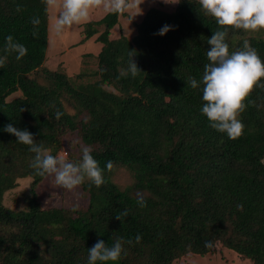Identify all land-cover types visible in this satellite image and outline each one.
Wrapping results in <instances>:
<instances>
[{
  "label": "trees",
  "instance_id": "trees-1",
  "mask_svg": "<svg viewBox=\"0 0 264 264\" xmlns=\"http://www.w3.org/2000/svg\"><path fill=\"white\" fill-rule=\"evenodd\" d=\"M49 13L44 0H0V56L7 55L8 35L28 49L20 60L7 55L0 68V264H87L97 240L111 246L116 237L133 244L123 245L126 254L118 261L97 264H177L224 255L225 249L264 264V89L249 97L255 104L240 116L244 134L233 140L202 114L203 85L193 89L187 83L202 80L211 48L207 41L222 30L215 19L204 15L198 0H179L172 13L151 7L132 41L109 38L117 13L86 23L87 38L105 25L97 38L103 44L102 81H114L119 95L99 82H74V77L90 78L86 73L71 77L44 66ZM33 18L39 21L38 37L32 34ZM165 25L167 33L158 35ZM244 39L264 59V37H247L242 30L228 32L230 52L241 49ZM129 51L142 70L135 79L120 74ZM40 68L46 72L43 84L29 77ZM16 92L21 95L9 100ZM57 111L64 113L60 119ZM9 123L33 133L54 156L66 150L72 162L81 156L72 142L88 146L105 183L96 187L86 179L78 186L76 211L75 203L45 206L39 188L49 177L30 167L35 154L29 146L3 131ZM109 161L132 169L136 186L150 191L143 196L145 207L132 190L110 180ZM125 210L123 222L115 218Z\"/></svg>",
  "mask_w": 264,
  "mask_h": 264
},
{
  "label": "clouds",
  "instance_id": "clouds-1",
  "mask_svg": "<svg viewBox=\"0 0 264 264\" xmlns=\"http://www.w3.org/2000/svg\"><path fill=\"white\" fill-rule=\"evenodd\" d=\"M144 0H44L49 9H58L59 15L55 20L54 29L57 34H62L65 29L74 25L87 23L91 19V13L95 9L103 7L106 11L122 13L131 8H139ZM165 3H178L179 0H164ZM204 15L215 19L222 30L214 31L207 43L211 45L206 52L207 60L204 65V73L201 81L194 78L187 80L193 89L202 87V100L204 101L201 112L208 120L210 127L220 133H225L229 139H238L244 134L245 125L240 119L241 114L249 104H255L249 97L256 88L264 89V59L260 57L248 39H244L241 49L231 51L226 37L230 30H242L246 34H256L264 31V0H198ZM20 11V8H17ZM142 10L135 13L140 14ZM33 36L38 37L35 25L38 19L33 18ZM170 26L162 27L158 35H165ZM7 55L16 54L20 60L27 55L25 45L15 41L12 35L6 37L5 48ZM7 55L0 56V68H4ZM135 53L128 52L127 67L121 71V76L138 77L142 70L134 60ZM64 113L57 111L56 118ZM3 131L13 134L17 142L29 146V151L34 153L31 160L36 174L41 177H54V184L66 191H74L85 180L91 181L96 187L105 183L103 169L92 155V149L85 145L79 146L81 153L79 162L69 161L64 155H52L50 150L37 144L34 134L28 130H20L12 123L4 126ZM78 142H72V147ZM264 163V160L261 161ZM109 171L113 164L109 161L106 165ZM137 203L140 207L146 206L143 195L138 196ZM78 205L73 207L76 211ZM129 214L123 211L115 218L122 221ZM141 235L137 234L135 243H140ZM133 244L132 239L123 240L120 237L114 239V243L108 246L99 239L89 248L87 264L97 262L118 261L122 254H126L124 244ZM210 246L206 242V247Z\"/></svg>",
  "mask_w": 264,
  "mask_h": 264
},
{
  "label": "rangeland",
  "instance_id": "rangeland-1",
  "mask_svg": "<svg viewBox=\"0 0 264 264\" xmlns=\"http://www.w3.org/2000/svg\"><path fill=\"white\" fill-rule=\"evenodd\" d=\"M177 4L178 3L175 4L165 3L164 0H144V2L140 5V9L138 7L131 8L122 13H117L118 14L117 22L110 30L111 33L109 38L111 40H118V41H123L125 39L128 41H132L133 38L138 34L137 25L143 20L146 12L151 7H157L166 13H172L176 10ZM140 10H142L141 13L135 15V13ZM108 12L109 11H106L103 7L99 9H95L91 13L90 21L101 19ZM58 15H59L58 9H50L48 51H47L46 60L44 62V66L54 70L60 69V71L63 74H66L67 76H71V77H74L75 73L76 74L86 73L90 78L84 76L74 77L73 79L74 82L76 84H78L79 82L82 84L85 83L86 85L89 82L88 80H90V82H99L104 85L105 90L109 92H114L115 94L122 95L121 92H118V90L116 89L114 81H112L111 83L108 82L103 83L102 81V73H101L102 70H100L101 66H100L98 54L102 50L103 44L102 42L98 41L97 38L105 30V25L98 26L99 28L98 32L95 33L90 38H87L85 35L86 23L81 25H74L72 28L65 29V31L62 34H57L54 29V24ZM245 35L247 37L250 36L264 37V31L251 35L245 33ZM121 60H122V64L120 65V70L122 71L124 68L127 67L128 57L125 56V58L124 59L122 58ZM98 71L100 72L101 75L98 73ZM44 72H45L44 69L40 68L35 72H32L29 75V77L35 78L39 83L43 84L46 83L45 81L46 72L45 73ZM92 72H96V73L92 74ZM20 95H21L20 92H16L10 95L8 99L12 100L13 98L18 97ZM100 102L104 104L103 106H108V104H106L104 101L101 100ZM65 106L69 114H73L75 112V109H73V107L68 103V101H65ZM108 107L109 110L114 109V106H108ZM66 144L67 143L65 142V146ZM78 147L79 146L76 145L73 148L78 149ZM62 155H64L67 158L68 156L67 151L64 150ZM106 174L107 175L110 174V180L113 181L115 184H117L119 187L123 189L129 188L130 190H132L131 193L136 196L150 195V191L148 189H144L136 186L137 179L134 175V171L126 166L114 164L112 170L109 171V174L108 173ZM23 181L24 180H21L22 183ZM49 182H52L53 184L51 185ZM25 183L26 182H24V184ZM42 183L43 184L39 188V193L41 195L40 196L41 202L45 206L63 205L65 207H69L73 203H75L76 205L78 204V201H76L77 189H75L74 191H66L62 188H59L54 184V180L50 179V177L45 181H42ZM80 193L81 191L79 190V194ZM82 197H83L82 198L83 202H87V197L85 196ZM43 254L48 256V253H46V251H44ZM177 264H251V263L242 260L241 257H239L236 252H233V250L230 251L225 249L224 255L220 253L218 254L210 253L203 257L197 256L192 259H181L180 261L177 262Z\"/></svg>",
  "mask_w": 264,
  "mask_h": 264
}]
</instances>
